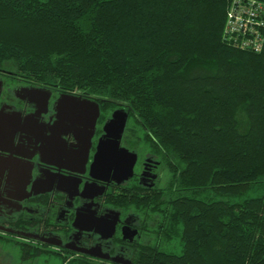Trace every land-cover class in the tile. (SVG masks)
Listing matches in <instances>:
<instances>
[{
  "label": "trees",
  "instance_id": "16d2710c",
  "mask_svg": "<svg viewBox=\"0 0 264 264\" xmlns=\"http://www.w3.org/2000/svg\"><path fill=\"white\" fill-rule=\"evenodd\" d=\"M233 1L0 0V70L125 110L165 169L120 199L143 219L133 264H264V47L225 40Z\"/></svg>",
  "mask_w": 264,
  "mask_h": 264
},
{
  "label": "flooded vegetation",
  "instance_id": "af4514ba",
  "mask_svg": "<svg viewBox=\"0 0 264 264\" xmlns=\"http://www.w3.org/2000/svg\"><path fill=\"white\" fill-rule=\"evenodd\" d=\"M82 99L100 106L94 129ZM117 110H105L80 92L0 70V239L61 258L133 264L143 219L120 199L129 195L131 184L146 197L166 174L129 120L121 147L138 155L134 176L118 184L113 173L109 181L91 174L105 126Z\"/></svg>",
  "mask_w": 264,
  "mask_h": 264
},
{
  "label": "water",
  "instance_id": "95a60500",
  "mask_svg": "<svg viewBox=\"0 0 264 264\" xmlns=\"http://www.w3.org/2000/svg\"><path fill=\"white\" fill-rule=\"evenodd\" d=\"M80 101L83 108H85L86 122L87 124H91L92 129H94L100 115V106L98 103L88 99H82ZM128 120V112L120 109L114 112L111 120L106 124L105 139L100 141L95 161L91 166V174L95 178L109 181L113 173V179L118 184H122L134 176V168L138 160V155L121 147V139ZM117 220L118 218L116 217L114 219V225ZM127 229L131 236L137 234L136 231L132 232L131 228Z\"/></svg>",
  "mask_w": 264,
  "mask_h": 264
},
{
  "label": "built area",
  "instance_id": "2783aa9c",
  "mask_svg": "<svg viewBox=\"0 0 264 264\" xmlns=\"http://www.w3.org/2000/svg\"><path fill=\"white\" fill-rule=\"evenodd\" d=\"M224 38L239 49L260 52L264 47V3L234 0L228 9Z\"/></svg>",
  "mask_w": 264,
  "mask_h": 264
},
{
  "label": "rangeland",
  "instance_id": "374dc122",
  "mask_svg": "<svg viewBox=\"0 0 264 264\" xmlns=\"http://www.w3.org/2000/svg\"><path fill=\"white\" fill-rule=\"evenodd\" d=\"M18 251H15L13 247L3 246L0 244V261L7 264H21L19 262ZM25 263V262H24ZM28 264V263H27ZM32 264H39L33 261Z\"/></svg>",
  "mask_w": 264,
  "mask_h": 264
}]
</instances>
